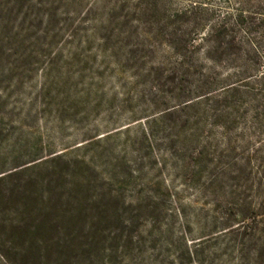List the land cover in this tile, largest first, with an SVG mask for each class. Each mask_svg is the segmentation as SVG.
I'll list each match as a JSON object with an SVG mask.
<instances>
[{"label":"rangeland","instance_id":"rangeland-1","mask_svg":"<svg viewBox=\"0 0 264 264\" xmlns=\"http://www.w3.org/2000/svg\"><path fill=\"white\" fill-rule=\"evenodd\" d=\"M1 177L77 264H264V0H0Z\"/></svg>","mask_w":264,"mask_h":264},{"label":"trees","instance_id":"trees-1","mask_svg":"<svg viewBox=\"0 0 264 264\" xmlns=\"http://www.w3.org/2000/svg\"><path fill=\"white\" fill-rule=\"evenodd\" d=\"M36 168L24 169V172ZM2 178L0 183L4 181ZM9 178L11 176L5 179ZM23 187L16 190L15 194L14 191H0V205L4 201L9 204L13 199V202L19 204V214L23 217L19 222L0 227L9 243L15 247V256L22 257V264H50L52 255L57 256L53 264H77L73 258H62L67 246L57 237L63 224L53 219V216L60 214V207H51L46 201L44 195L49 193V188L27 182Z\"/></svg>","mask_w":264,"mask_h":264}]
</instances>
